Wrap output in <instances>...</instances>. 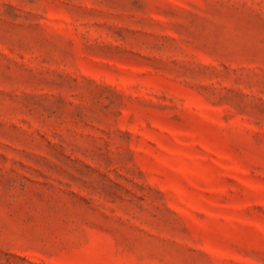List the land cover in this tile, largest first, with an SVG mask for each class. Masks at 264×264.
Returning a JSON list of instances; mask_svg holds the SVG:
<instances>
[{"label": "rangeland", "instance_id": "1", "mask_svg": "<svg viewBox=\"0 0 264 264\" xmlns=\"http://www.w3.org/2000/svg\"><path fill=\"white\" fill-rule=\"evenodd\" d=\"M0 264H264V0H0Z\"/></svg>", "mask_w": 264, "mask_h": 264}]
</instances>
